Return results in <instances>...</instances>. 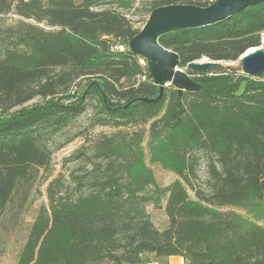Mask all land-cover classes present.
<instances>
[{
    "label": "trees",
    "instance_id": "obj_1",
    "mask_svg": "<svg viewBox=\"0 0 264 264\" xmlns=\"http://www.w3.org/2000/svg\"><path fill=\"white\" fill-rule=\"evenodd\" d=\"M184 4L212 3L0 0V220L33 169L50 161L45 134L70 126L93 100L96 125L117 130L90 140L91 154L83 156L91 169L64 194L59 180L48 184V206L15 264H145L170 256L186 264H264V75L219 65L185 72L197 91L169 84L160 93L146 59L130 47L139 30L128 12L144 9L148 17ZM262 34L264 3L157 40L185 69L202 59L235 62L259 47ZM146 126V140L142 130L127 132ZM145 149L150 163L176 176L169 185H157ZM201 158L206 191L194 180ZM163 200L167 227L158 230L145 208Z\"/></svg>",
    "mask_w": 264,
    "mask_h": 264
},
{
    "label": "rangeland",
    "instance_id": "obj_2",
    "mask_svg": "<svg viewBox=\"0 0 264 264\" xmlns=\"http://www.w3.org/2000/svg\"><path fill=\"white\" fill-rule=\"evenodd\" d=\"M144 9H136L128 12L127 18L133 23V27L139 30V33L144 28L148 20ZM149 17V16H148ZM8 23H12L15 19L12 16L5 18ZM259 48L264 51V34L261 36V44ZM148 68L153 66L150 58H145ZM207 59H202L205 61ZM219 65L226 71L238 72L240 70L239 60L235 62H219ZM174 71L185 73V69L175 67ZM241 73V70L240 72ZM242 74V73H241ZM167 85L172 84V80L165 81ZM40 102L36 98L24 106L32 105ZM93 104L67 128L57 133H47L42 137L41 147L49 155V162L44 168L33 169L29 182L25 185H20L14 192L4 215L0 220V264H15L18 253L24 241L28 230L32 225L38 211L48 206L46 188L53 180H59L58 192L65 193L73 186L72 180H77L76 177L86 176L87 171L91 169V165L85 159L83 154H91L90 140H93L99 135H110L116 133L117 130L109 127H100L96 125L98 119L97 102L93 100ZM144 131V140L147 138V126L130 129ZM144 145V144H143ZM145 165L152 172L154 180L158 186L164 187L169 185L176 176L171 172L162 169L159 164H152L149 162V153L145 149ZM195 183L198 188L206 191L208 181V173L206 168V159L201 158L195 168ZM70 186V187H69ZM192 197V194L190 193ZM165 205L162 201L160 208H154L152 205L146 206V212L158 230H163L167 227V218L164 214L163 207ZM237 214L251 219V216L245 214L239 209L234 210ZM152 259V257H151Z\"/></svg>",
    "mask_w": 264,
    "mask_h": 264
},
{
    "label": "water",
    "instance_id": "obj_3",
    "mask_svg": "<svg viewBox=\"0 0 264 264\" xmlns=\"http://www.w3.org/2000/svg\"><path fill=\"white\" fill-rule=\"evenodd\" d=\"M263 3L264 0H217L205 8L185 4L158 8L147 17L144 28L130 41L131 50L144 59L152 60L153 66L149 67V73L158 85L160 93L168 83L165 81L170 80L180 91H197L200 88L198 84L185 73L173 70L178 67L177 56L158 45V36L175 30L209 26ZM238 60L243 75L256 79L264 75V51L259 47L248 49ZM218 66L219 62L200 60L188 63L185 70L206 73Z\"/></svg>",
    "mask_w": 264,
    "mask_h": 264
},
{
    "label": "crops",
    "instance_id": "obj_4",
    "mask_svg": "<svg viewBox=\"0 0 264 264\" xmlns=\"http://www.w3.org/2000/svg\"><path fill=\"white\" fill-rule=\"evenodd\" d=\"M145 264H186L184 259L180 256H170L163 259H150Z\"/></svg>",
    "mask_w": 264,
    "mask_h": 264
},
{
    "label": "built area",
    "instance_id": "obj_5",
    "mask_svg": "<svg viewBox=\"0 0 264 264\" xmlns=\"http://www.w3.org/2000/svg\"><path fill=\"white\" fill-rule=\"evenodd\" d=\"M217 0H212L211 3L213 4L214 2H216Z\"/></svg>",
    "mask_w": 264,
    "mask_h": 264
},
{
    "label": "bare ground",
    "instance_id": "obj_6",
    "mask_svg": "<svg viewBox=\"0 0 264 264\" xmlns=\"http://www.w3.org/2000/svg\"><path fill=\"white\" fill-rule=\"evenodd\" d=\"M212 0H209V2H211ZM210 6V5H209Z\"/></svg>",
    "mask_w": 264,
    "mask_h": 264
}]
</instances>
